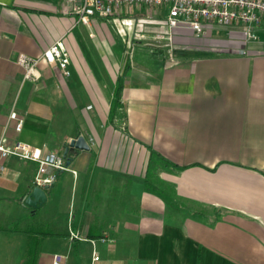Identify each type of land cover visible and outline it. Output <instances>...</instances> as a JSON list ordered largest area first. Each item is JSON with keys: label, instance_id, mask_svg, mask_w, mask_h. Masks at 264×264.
I'll return each instance as SVG.
<instances>
[{"label": "crops", "instance_id": "crops-1", "mask_svg": "<svg viewBox=\"0 0 264 264\" xmlns=\"http://www.w3.org/2000/svg\"><path fill=\"white\" fill-rule=\"evenodd\" d=\"M146 16L85 25L63 0H0V137L41 155L89 146L49 169L38 208L25 202L38 164L0 158V264H264V25L246 55L229 28L179 30L171 61ZM59 39L70 76L41 62L26 80L18 57Z\"/></svg>", "mask_w": 264, "mask_h": 264}, {"label": "built area", "instance_id": "built-area-1", "mask_svg": "<svg viewBox=\"0 0 264 264\" xmlns=\"http://www.w3.org/2000/svg\"><path fill=\"white\" fill-rule=\"evenodd\" d=\"M135 8L146 9L150 20L165 27L164 32L156 35L155 41L167 42V56L171 61L179 30H188L200 40L217 27L229 28L230 41L234 47H239L237 53L246 55V44L257 41L256 31L264 25V0H63L64 13L74 14L77 22L85 25H89L93 18L120 17ZM159 11L166 13L164 18H157ZM41 62L57 66L65 76H70V54L63 39L56 41L38 59L23 54L17 59L26 80L41 77L38 69ZM9 121L15 122L17 133L23 130L25 120L16 111L10 113ZM6 130L7 127L0 137V158L4 160L14 157L37 163L39 168L34 180L36 187L45 188L55 182L56 176L48 175L49 169L70 171L64 156L55 153L41 155L37 148L27 143L12 142ZM0 170L4 171L5 167L0 165ZM73 237L78 238L75 235ZM62 260V257L56 255L53 264H62ZM93 260H99L96 253Z\"/></svg>", "mask_w": 264, "mask_h": 264}, {"label": "water", "instance_id": "water-1", "mask_svg": "<svg viewBox=\"0 0 264 264\" xmlns=\"http://www.w3.org/2000/svg\"><path fill=\"white\" fill-rule=\"evenodd\" d=\"M71 149L76 150H89V146L84 137H79L78 139H73L66 147L64 152V157L67 155ZM68 164V163H67ZM47 200L45 188L35 187L32 193L26 199V205L32 208H38L42 206Z\"/></svg>", "mask_w": 264, "mask_h": 264}, {"label": "trees", "instance_id": "trees-1", "mask_svg": "<svg viewBox=\"0 0 264 264\" xmlns=\"http://www.w3.org/2000/svg\"><path fill=\"white\" fill-rule=\"evenodd\" d=\"M123 79L121 77L118 78V81H117V87H116V90H115V97H116V105H114L112 107V116H114V113L115 111L117 110V108L119 107L117 104L119 103L120 101V98H121V95H122V92H123ZM153 154V153H152Z\"/></svg>", "mask_w": 264, "mask_h": 264}, {"label": "rangeland", "instance_id": "rangeland-1", "mask_svg": "<svg viewBox=\"0 0 264 264\" xmlns=\"http://www.w3.org/2000/svg\"><path fill=\"white\" fill-rule=\"evenodd\" d=\"M142 18H144V17H142ZM146 18H148V16H146ZM113 23L116 25L117 28H116V27H115V28H116V30L118 31V33H120V29H119V26L117 25V23H115L114 21H113ZM115 25H114V26H115ZM218 29H219V28H218ZM218 29L214 30V31H213L214 33H213V32H212V33H213L214 35H215V34H218V33L220 32V29H219V30H218ZM227 34H228V32H227ZM224 36H226V35L224 34ZM226 37H227V36H226ZM121 43L123 44V42H121ZM155 178H156V177H155ZM151 182L154 183V180H153V174H152V176H151Z\"/></svg>", "mask_w": 264, "mask_h": 264}]
</instances>
